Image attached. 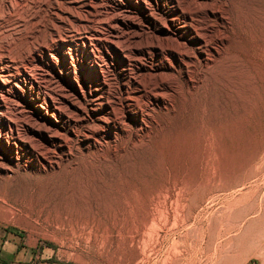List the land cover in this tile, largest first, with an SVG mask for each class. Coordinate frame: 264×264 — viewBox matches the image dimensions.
<instances>
[{"label": "rangeland", "instance_id": "rangeland-1", "mask_svg": "<svg viewBox=\"0 0 264 264\" xmlns=\"http://www.w3.org/2000/svg\"><path fill=\"white\" fill-rule=\"evenodd\" d=\"M172 1L161 4L165 13L154 8L161 22L171 17ZM7 6L0 0V50L23 59L27 46L49 42L51 20L42 16L50 5L15 6L11 16ZM193 7L219 13L195 16L207 61L198 44L187 43L192 61L182 69L170 58L172 70L139 73L149 85L164 82L161 100L139 96L141 122L130 119L122 134L104 131L97 148L73 143L70 159L40 171L7 164L14 172L0 171V232L72 264H264V0ZM25 10V24L16 26ZM133 12L144 19L138 43L175 36L174 27L156 31ZM65 50L75 56L73 47ZM108 65L119 96L123 65L117 58Z\"/></svg>", "mask_w": 264, "mask_h": 264}, {"label": "bare ground", "instance_id": "bare-ground-1", "mask_svg": "<svg viewBox=\"0 0 264 264\" xmlns=\"http://www.w3.org/2000/svg\"><path fill=\"white\" fill-rule=\"evenodd\" d=\"M160 1L6 0L10 16L16 11L15 6L50 5L48 14L42 17H48L51 24L49 42L38 47L27 46L29 55L23 59L10 55V50H0V171L12 172L7 164L16 167L20 161L38 171L55 168L73 156V143L86 149L97 148L104 131L126 133L130 119L142 120L137 98L142 96L159 102L161 87L165 85L160 78L149 85L139 73L172 70L170 58L182 69L186 62L192 61V56L183 48L187 43L198 44L197 55L207 61L203 48L208 44L193 29L198 22L195 16L201 12L214 16L219 13L193 7L203 0H189L184 8L178 0H173L171 17L161 22L154 14V8L165 13L161 5L165 0ZM96 5H101V10ZM133 11L152 23L156 31L161 32L165 26L174 27L175 36L164 37L158 33L149 41L138 43L140 32L137 30L142 28L144 19H135ZM28 12L18 13L16 26L23 24L20 19L27 17ZM99 21L104 22V28L84 26ZM69 22L84 27L73 28ZM59 27H63V33ZM31 29L23 33L14 29L12 35L20 32L28 38L33 33ZM163 37L176 40V45L164 42ZM79 45H82L80 51ZM70 47L75 50L74 57L65 50ZM165 57L168 64L163 61ZM116 58L125 66L118 70L122 78L119 96L111 87V78H115L116 72L108 69V64ZM141 58H148L153 66ZM116 104L120 112L115 110Z\"/></svg>", "mask_w": 264, "mask_h": 264}, {"label": "crops", "instance_id": "crops-1", "mask_svg": "<svg viewBox=\"0 0 264 264\" xmlns=\"http://www.w3.org/2000/svg\"><path fill=\"white\" fill-rule=\"evenodd\" d=\"M0 264H72L57 260L47 250L21 242L9 232H0Z\"/></svg>", "mask_w": 264, "mask_h": 264}]
</instances>
